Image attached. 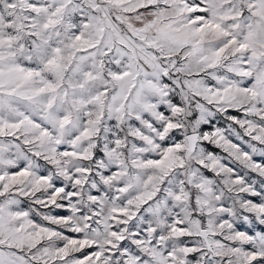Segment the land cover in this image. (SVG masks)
<instances>
[{
    "label": "snow or ice",
    "instance_id": "6c2138e0",
    "mask_svg": "<svg viewBox=\"0 0 264 264\" xmlns=\"http://www.w3.org/2000/svg\"><path fill=\"white\" fill-rule=\"evenodd\" d=\"M0 264H264V0H0Z\"/></svg>",
    "mask_w": 264,
    "mask_h": 264
}]
</instances>
